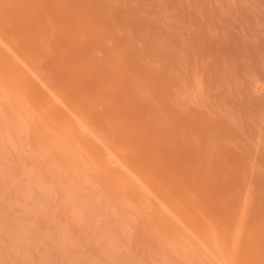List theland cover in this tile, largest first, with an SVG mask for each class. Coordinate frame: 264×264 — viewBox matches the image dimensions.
Listing matches in <instances>:
<instances>
[{
	"label": "bare ground",
	"instance_id": "6f19581e",
	"mask_svg": "<svg viewBox=\"0 0 264 264\" xmlns=\"http://www.w3.org/2000/svg\"><path fill=\"white\" fill-rule=\"evenodd\" d=\"M233 1L0 0V264H264Z\"/></svg>",
	"mask_w": 264,
	"mask_h": 264
},
{
	"label": "rangeland",
	"instance_id": "374dc122",
	"mask_svg": "<svg viewBox=\"0 0 264 264\" xmlns=\"http://www.w3.org/2000/svg\"><path fill=\"white\" fill-rule=\"evenodd\" d=\"M241 1H242V0H241ZM241 1H240V0H234V1H233L234 3L236 2L235 4L233 3V5H232V6H235V11H232V10H231V6H230V11L228 12L229 9L227 10V12H228V16H227V13H226V16H225V17H229V14H230V13L233 14L234 16H233V15L231 16V14H230V17H229V18H226V20L224 19V21H223V22H224V25H225V22H226L227 20H229L230 23L227 21V22H226L227 25H225V26H228V25L230 24V27H231V26L233 27V29H232V30L230 31V33H229L230 35H231V32L233 33V31H234V33H233L234 36H233V35L230 36V39H229V40H231V41H229L230 43H229V42L227 43L228 45H230V44L232 45V44H233V46L231 47V45H230V46H228V47H225V49L228 48V50H229V47H230V49L233 48L232 50H234V49H235V50H238L237 53H236L235 51H234V53L239 54V53L242 51V50L239 51V49L243 46V48H241V49H243L242 53L244 54V51H245L246 54H244V56H245V55H247V56L244 57L243 61H241V60H242L241 57H240V59L237 58V59L239 60V62H237V64H236L237 67L234 66V70H236V69L241 70L242 67H244L243 65H245V64L247 65V63H248L247 67H249V68L251 69V67H252L251 64H254V62L251 63L250 61H251V59H252V60L255 59V60H253V61H255L256 65H259V66H260V68H259V66H257V67L259 68V69H257L258 72H259L260 74H261V72H263V75H264V70L261 69V68H263V66H264V65L262 64V62L264 63V61H261V58H260V57H258V59L256 58V56H258V54H259V56H261V54H262V57L264 58V46H263V45L260 46V44L264 43V39H263V38H264V19H263V18H264V12H261V13H260V11H259V10H263V8H264V6L261 5V4L264 5V0H256V1H255V0H252L253 2H251V0H250L249 3H251V4H247L248 2H247L246 0H243V1H242V2H244V4L246 3V4H245L246 6L248 5L249 7H251V6L253 7L254 1H255V4H257V5L260 4V6H262V7H261L262 9H261V8H259V6H257V5L254 4L255 7H257V10H255V11L252 10V9H254L255 7H253V8H249L248 6H247V7H244L245 5H244ZM257 1H259V3H258ZM237 2H238V3H237ZM240 2L242 3V5H241ZM239 3H240V4H239ZM236 4H238V7H237ZM239 5H240V6H239ZM236 7H237V8H236ZM233 8H234V7H233ZM233 8H232V9H233ZM258 8H259V9H258ZM238 9H239V10H238ZM241 9H242V10H241ZM245 9H246L247 11H246ZM236 10H237V11H236ZM251 10H252V12H251ZM263 11H264V10H263ZM233 12H234V13H233ZM238 12H239V13H238ZM242 12H243V14H242ZM254 12H255V14H254ZM237 13H238L239 15H238ZM240 14H241L242 16L244 15V16H243V19H245L246 17H248V18H246L247 20H246L245 24L247 23L248 26H249V28H248L247 24H246V28H245L244 21H243L242 19L239 18V17H241ZM261 14H262V15H261ZM179 15H180V14L177 15V20H178V21H180L181 17H183L182 14H181V17H178ZM253 15H254V16H253ZM245 16H246V17H245ZM259 16H260V17H259ZM225 17H224V18H225ZM235 17H237L238 19H236ZM251 17H252V18H251ZM183 18H184V17H183ZM230 18L232 19V21H230V20H231ZM250 18H251V19H250ZM259 18H260V19H259ZM255 19H256V20H255ZM181 20H182V19H181ZM233 20H234V22H233ZM250 20H251L252 22H253V21H255V22L252 23ZM258 20H259V22H258ZM182 21H184V20H182ZM235 21H236V22H235ZM237 21H239V22H237ZM240 21H242L241 24L243 23V24H242V25H243L242 28H241V26H238V25L240 24ZM256 21H257V22H256ZM261 21H263V22H261ZM231 22H232V23H231ZM228 23H229V24H228ZM236 23H237V24H236ZM250 23H251V24H250ZM258 23H259V24L262 23L261 26H260ZM177 24H178V25H181V22H178ZM231 24H233V25H231ZM235 25H236V27H235ZM251 25H252L253 27H252ZM254 25L257 26V27L255 28ZM250 26H251L252 28H251ZM234 27H235L236 29H235ZM260 27H261V28H260ZM243 28H244V30H243ZM253 28H255L256 30L253 29ZM237 29H240V30H238V32H237V31H236ZM246 29H248V30H246ZM241 30H243V31L246 30L245 33L248 35V38H250V39H248L247 37H245L246 34H245L244 32H239V31H241ZM251 30H252L253 32H250ZM254 31H256L257 33L255 34ZM262 31H263V33H262ZM235 32L237 33V34H236V38H235ZM239 33H240V34H239ZM243 33H244V34H243ZM259 33H260V35H259ZM238 34H239L240 36H239ZM252 34L255 35L256 37L259 35V39H262L263 41H262V40H259L258 37L256 38V37L253 36ZM237 35H238L240 38L242 37L241 39H244L243 36H241V35H244V37L246 38V40H249V42H250L252 39L255 40V38L257 39V41H256V40H255V41L252 40V41L250 42L251 45H249V43H246V42H248V41H245V39H244V43H243V42L239 43L238 41H237V42L235 41V43H236V44H235V43H233L234 40H236V39L238 40V39H239V41H240V38H238ZM260 36H261V37H260ZM251 38H252V39H251ZM232 39H234V40H232ZM241 41H242V40H241ZM237 43H238V46H237ZM252 43H255V45H253ZM242 44H243V45H242ZM245 44H246V45H245ZM256 44H257V45H256ZM234 45H236L237 48H235ZM239 45H240L241 47H240ZM244 45H245V46H244ZM246 46H247V47H246ZM250 46H251V47H250ZM254 46H257V47H254ZM239 47H240V48H239ZM244 47H245V48H244ZM253 47H254V48H253ZM258 47H259V48H258ZM248 48H250V49H248ZM251 48H253V50H251ZM256 48H258V49H256ZM260 48H262V50H260ZM246 49H247V51H246ZM226 50H227V49H226ZM228 50H227V51H228ZM249 50H251L252 52H254V53H253V56L255 55V56H254L255 58L253 57V58L249 59L250 57H252V56H248V54H247V53H249ZM258 50H259V51H258ZM227 51H226L225 53H227ZM230 51H231V50H229V53L233 54L232 51H231V52H230ZM251 51H250V52H251ZM256 51H257V52H256ZM260 51H262V52H260ZM229 53L226 54L228 57H236L235 54L231 56V55H229ZM256 53H257V54H256ZM260 53H261V54H260ZM249 55H252V53H250ZM247 57H249V58H248V59H249V62L247 61V60H248ZM245 58H246V59H245ZM263 58H262V59H263ZM244 60H245V63H244ZM256 61H257V62L260 61L262 67H261V65H260V62L257 63ZM240 63H241V64H240ZM239 65H241V66H239ZM246 65H245V66H246ZM250 65H251V66H250ZM256 65L254 64L255 67H256ZM238 67H241V69L238 68ZM257 67H256V68H257ZM243 69H244V68H243ZM243 69H242V70H243ZM252 69H253V67H252ZM252 69H251V70H252ZM263 69H264V68H263ZM234 70H232V71H234ZM254 70H255V69H254ZM254 70H253V72H254ZM247 71H248V70H247ZM238 72H242V71H238ZM238 72L236 71V74H237ZM255 72H256V70H255ZM258 72H257L256 75L259 74ZM236 74H234L233 72L231 73L232 76H235ZM256 75H255V77L257 78ZM263 75H262V74H261V75H258L259 77H258V79H257V81H258V82H257V91H258L257 94H258L259 99H260V97H261V96H259V95H261L262 93L264 94V76H263ZM261 76H263V77H261ZM230 77H231V76H230ZM230 79H233V78H230ZM259 93H260V94H259ZM261 99H262V101L264 100L263 96H262ZM261 99H260V100H261ZM262 101H261V103H263L262 105H264V101H263V102H262ZM262 107H264V106H262ZM263 131H264V129H263ZM263 134H264V133H263ZM263 138H264V136H263ZM263 142H264V140H263ZM0 247H1V246H0ZM0 250H1V248H0ZM50 257H51V256H50ZM50 257H49V258H50ZM53 257H54V256H53ZM53 257H51V259H49V260H51L50 262H52V261L54 260ZM36 258H37V257H34V258H33L34 260L32 259V261H34V262H33L34 264H36V263L38 262V261L36 260ZM37 259H38V258H37ZM38 260H41V258L38 259ZM11 261H12V260H11ZM11 261L8 262V263H11ZM35 261H36V262H35ZM42 261H43V260H41V264H42ZM47 262H48V261H45V262H43V263L45 264V263H47ZM38 264H40V263L38 262ZM47 264H48V263H47Z\"/></svg>",
	"mask_w": 264,
	"mask_h": 264
}]
</instances>
